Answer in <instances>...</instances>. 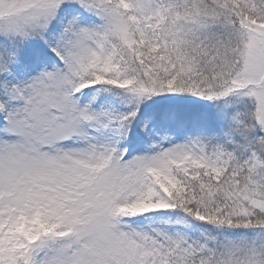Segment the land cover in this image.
<instances>
[{
    "label": "snow or ice",
    "instance_id": "6c2138e0",
    "mask_svg": "<svg viewBox=\"0 0 264 264\" xmlns=\"http://www.w3.org/2000/svg\"><path fill=\"white\" fill-rule=\"evenodd\" d=\"M0 264H264V0H0Z\"/></svg>",
    "mask_w": 264,
    "mask_h": 264
}]
</instances>
